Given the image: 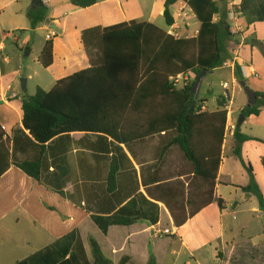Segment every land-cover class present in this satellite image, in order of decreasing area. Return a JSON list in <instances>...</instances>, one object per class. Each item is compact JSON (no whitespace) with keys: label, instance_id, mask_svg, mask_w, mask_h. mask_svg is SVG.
<instances>
[{"label":"crops","instance_id":"1","mask_svg":"<svg viewBox=\"0 0 264 264\" xmlns=\"http://www.w3.org/2000/svg\"><path fill=\"white\" fill-rule=\"evenodd\" d=\"M165 1L98 0L93 7L79 9L71 5L70 0H42L51 11L48 18L52 24L45 22L36 29L45 25L44 29L50 26L56 32L61 28L69 30L67 19L75 14H88L76 23L78 26H72L80 40L86 29L124 22H146L161 28L156 22L164 18ZM226 4L220 7L229 11L228 0ZM32 8V0H0L1 167L6 153L10 162V168L0 178V263L11 254L24 251L27 255L14 259L13 264L30 259L31 250L38 245L36 238L43 235L54 244L43 254L39 253L38 264H59L71 254L82 258L79 243L88 262L93 263L90 239L99 244L114 264H121L126 258L129 264H149L151 255L156 264H264V210L260 209L256 196L241 189L249 185L250 176L241 159L234 155L235 133L240 126L235 115L231 131L226 135L214 184L195 175L192 164L178 148L163 150L172 133L120 142L93 133L56 138L45 147L42 161L47 169L40 182L15 166V163L41 157L39 146L23 127L24 95L18 91L16 80L8 77L15 70L11 68L12 57L7 55L8 39L15 30L27 31L31 27L27 14ZM61 10H66L67 17L63 20L58 17ZM171 13L175 24L163 30L176 36L178 33L197 36L200 25L185 3L173 6ZM187 16L195 21L194 34L186 32ZM229 24L233 35L228 46L229 61L234 62L233 80L239 84L234 71L238 65L244 77L253 81L254 92L264 93V60L257 59L258 48L262 47L264 52V24L249 25L242 16ZM14 40L18 41L19 37ZM17 47L20 49L19 45ZM82 49L85 70L90 63L84 47ZM58 56L63 58L66 67L73 66L70 55L55 41L54 64L47 69L39 61L38 65L51 72ZM252 72H256L258 78ZM61 74L62 71L57 70V75L51 77L52 89L58 81L67 78ZM224 94L230 96L227 90ZM233 96V103H239L234 111L241 113L248 106V96L243 89L234 90L230 98ZM217 101L213 109L207 101V109L217 110ZM125 127L127 135L144 129L136 124ZM240 133L253 138L242 144L241 154L244 162L252 166L264 197V109L259 115L245 119ZM112 165L117 166L118 171L117 187L111 193L108 176ZM226 190L238 196L245 194L248 204L243 206L236 202L231 206L232 211L228 210ZM118 214L133 219L134 223L110 225V220ZM167 230L169 234H165Z\"/></svg>","mask_w":264,"mask_h":264},{"label":"trees","instance_id":"2","mask_svg":"<svg viewBox=\"0 0 264 264\" xmlns=\"http://www.w3.org/2000/svg\"><path fill=\"white\" fill-rule=\"evenodd\" d=\"M185 3L200 28L195 37H177L146 22H124L109 27H93L82 32L81 41L90 67L57 82L51 91L38 87L34 96L22 99L23 127L41 150L37 160L15 163L26 175L40 182L47 169L42 161L48 143L73 133H93L108 136L118 142L172 133L163 150L176 147L192 164L194 173L204 181L216 182L222 162L226 139V120L229 95L219 97L218 109L203 111L207 100L193 93L203 72L213 73L224 68L230 60L228 46L233 37L228 11L216 0H166L164 14L167 27L175 24L171 8ZM71 5L87 9L98 0H70ZM240 14L249 25L264 24V0H241ZM31 27L35 30L48 19V9L42 0H33L28 12ZM30 51V48L27 49ZM44 69L54 64V41L47 40L39 56ZM238 82L245 81L241 67L235 66ZM193 74L195 80L183 89H177L172 79L179 75ZM258 102L244 107L241 116L248 119L264 109V93H256ZM194 104L193 107H191ZM136 124L144 129L132 135L126 127ZM253 138L235 133L234 155L241 159L250 176L244 193L257 197L264 210V197L258 186L251 165L244 162L241 154L243 143ZM0 178L10 168L8 155H4ZM118 168L112 165L108 176V190L117 187ZM64 195L62 190L59 191ZM222 208V201H219ZM134 220L122 214L110 220L112 226H130ZM81 257H71L59 264H114L103 253L99 244L90 239L93 263L88 262L81 244ZM39 262V261H38ZM30 258L17 264H38ZM121 264H129L124 259ZM149 264H156L151 255Z\"/></svg>","mask_w":264,"mask_h":264},{"label":"rangeland","instance_id":"3","mask_svg":"<svg viewBox=\"0 0 264 264\" xmlns=\"http://www.w3.org/2000/svg\"><path fill=\"white\" fill-rule=\"evenodd\" d=\"M217 1L220 6L227 5L226 0ZM50 14L51 11L48 10V15ZM86 16H88V14H75L73 16H69L67 22L71 29L64 31V29L61 28L56 32L58 34V37L54 38L53 41H55L56 44L62 48V50H65L70 55V61L73 66H69L71 68L66 67L65 63L63 62V58H60V56H58L55 68L51 72H46L40 65H38V58L47 41V35L53 31L52 27L48 26L47 29H44L43 27L45 25H42L40 26V29L36 30H33L32 27H28L27 31L15 30L14 35H12L11 38L8 39L7 52V55L12 57L13 59L11 68H15V70L12 73H9L8 77L9 79L16 80L17 89L20 93L27 96H34L39 86L43 87L45 91H50V89H52V84H50L49 81H52L51 77H53V74L57 75V70L62 71L61 76L63 75V77H69L77 72L84 70V67L86 66L85 63L82 62L84 51L83 49L81 50V48H83V46L81 45V40L79 39L78 33L74 31V28H72V26L78 23L79 20L85 19ZM58 17H60L61 20L65 19L67 17L66 10H61L58 13ZM184 22L186 24V32H191V34H194L195 21L187 16V19ZM25 23L28 24L29 20L26 19ZM156 23L162 29L167 30L168 27L164 18L159 19ZM187 24L190 25L188 26ZM197 24H199L198 21ZM76 25L78 26V24ZM178 35L179 36L177 37L186 36L185 34L179 33ZM15 37H19V40L15 41ZM17 45L20 46V49H18ZM27 47L31 48L29 54L27 51ZM258 51L259 52L257 53V59L263 61L264 52L262 47H259ZM241 54L243 55L244 53L241 52ZM231 70V68L218 69L213 73L206 74L205 79L202 81L200 97L207 99L210 109H213L216 106V100H218L219 97L224 94L225 89L222 87V84L224 82L229 84V89L227 91L230 93V96H232L234 90L242 91L241 86L233 80ZM260 77L262 78L261 74ZM24 80H27L26 93H24L22 89ZM247 84L248 87L253 90V81L247 80ZM234 99L235 96H233V100ZM238 107L239 103L236 102L232 108L236 110ZM210 109L208 110L213 111ZM235 116L238 124L241 113L236 111ZM224 195L225 198L229 200L228 210L232 211L231 206H233L236 202L241 203L243 206L248 204L245 194H241L240 196H238L233 191L226 190ZM36 239L38 245L35 249L31 250L30 253H32V258H34L37 263L39 261V253L43 254V252H45L44 250L52 246L54 243L47 240L43 235H39ZM25 255H27V251H24L23 253H14L13 255L11 254L9 259H5L0 264H13L14 259H20Z\"/></svg>","mask_w":264,"mask_h":264},{"label":"built area","instance_id":"4","mask_svg":"<svg viewBox=\"0 0 264 264\" xmlns=\"http://www.w3.org/2000/svg\"><path fill=\"white\" fill-rule=\"evenodd\" d=\"M228 20L231 22H236L239 16H242L240 14V7H241V0H228ZM169 34L175 35L173 32H170ZM55 37H57L56 31H52L47 35V40H52ZM234 62L227 61L224 65V68H234ZM253 76H256L258 78V75L256 72H252ZM195 80V76L193 74H188V75H179L175 78L172 79L174 86L177 89H183L187 86H189L193 81ZM222 87L225 90L229 89V84L228 83H223ZM234 105L233 103V97H229V106L227 107V120H226V135L231 131L232 128V121L235 115V111L232 108ZM207 107H203V111L206 110ZM165 234H169V231H165Z\"/></svg>","mask_w":264,"mask_h":264},{"label":"water","instance_id":"5","mask_svg":"<svg viewBox=\"0 0 264 264\" xmlns=\"http://www.w3.org/2000/svg\"><path fill=\"white\" fill-rule=\"evenodd\" d=\"M45 22H46V24H52L51 23V20L49 18ZM54 29H56V28H54ZM202 76H203V78L200 79L196 83V85L194 86V88H193V93L196 94V100H198V98H199L201 84H202V81L205 79L206 72H203V75ZM26 85H27V80H24L23 81V85H22V89H23V92L24 93L27 92V86ZM239 85L241 86V88L244 90V92L248 96V99H249V101H248V107H251V106L256 105L257 102H258V97L256 95V92H254L252 89H250L247 86V84H246L245 81H240L239 82ZM194 104L195 103H193V105L191 107H193ZM244 121H245V118L242 116V117H240L238 124L241 126L244 123Z\"/></svg>","mask_w":264,"mask_h":264}]
</instances>
